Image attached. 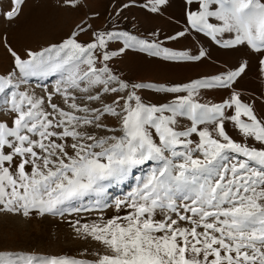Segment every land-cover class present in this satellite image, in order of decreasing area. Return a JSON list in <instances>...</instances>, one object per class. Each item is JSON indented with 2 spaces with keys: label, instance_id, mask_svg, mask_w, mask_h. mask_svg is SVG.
Instances as JSON below:
<instances>
[{
  "label": "snow or ice",
  "instance_id": "6c2138e0",
  "mask_svg": "<svg viewBox=\"0 0 264 264\" xmlns=\"http://www.w3.org/2000/svg\"><path fill=\"white\" fill-rule=\"evenodd\" d=\"M10 3L0 13L9 22L25 0ZM169 4L146 6L159 13ZM184 5L185 29L168 39L196 33L222 49L247 48L264 77V0ZM90 27L79 24L61 43L23 57L4 41L14 72L0 76L6 97L0 102V213L62 218L115 208L107 219L72 224L79 237L103 249L94 261L30 256L27 264H264V115L235 88L249 62L180 85L136 82L109 62L128 50L171 62L211 56L203 48L190 55L127 31ZM82 33L90 39L82 42ZM113 45L116 51L109 50ZM56 73L61 78L44 96L20 90L29 77ZM144 90L173 98L153 103ZM222 91L228 95L220 102L202 100ZM229 123L242 140L229 134ZM150 161L159 167L137 178L126 197L104 200L110 184Z\"/></svg>",
  "mask_w": 264,
  "mask_h": 264
},
{
  "label": "rangeland",
  "instance_id": "374dc122",
  "mask_svg": "<svg viewBox=\"0 0 264 264\" xmlns=\"http://www.w3.org/2000/svg\"><path fill=\"white\" fill-rule=\"evenodd\" d=\"M129 4V7H123ZM150 0H76V7L62 4L58 0H25L21 15L14 21L0 17V76L14 72L12 58L5 47L8 45L22 57L27 50L39 52L54 44L61 43L79 24L90 25L91 30L127 31L139 38L156 41L162 47L173 51H185L190 55L203 48L211 56L199 62H171L160 57H152L138 50H128L116 56L109 66L122 77L136 82L180 85L203 76L217 75L228 69H234L245 59L249 70L235 85L236 90L247 102L255 101V108L264 115V77L258 73L257 58L247 48L226 50L216 45L203 34L191 33L185 38L170 40L180 30L185 29L184 0H170L169 6L159 13H152ZM10 0H0V13L10 10ZM157 33V36H153ZM227 38V37H225ZM79 39L88 41L90 36L81 34ZM110 51H116L115 45ZM60 74L29 77L20 90H27L37 97L46 95L45 89H54ZM9 92L11 90H8ZM77 95H82L77 93ZM144 98L153 103H168L173 97L155 94L144 90ZM228 91L208 93L202 100L220 102L227 98ZM6 98L0 94V102ZM10 99V97H7ZM56 102L59 103V100ZM229 134L237 141L242 140L232 125H227ZM119 134V133H117ZM195 139V137H193ZM158 162L150 161L134 169L123 182L112 183L106 188L104 200L114 204L115 199L126 197L138 186L137 178H146ZM115 214V208L107 206L103 210L81 212L79 214L53 217L50 215H21L0 213V257L6 264H27L28 257L40 258L69 256L86 261H94L95 253L103 251L95 241L86 240L77 235L72 224L77 219L81 223L97 220L101 215L105 219ZM123 215V213H121Z\"/></svg>",
  "mask_w": 264,
  "mask_h": 264
}]
</instances>
